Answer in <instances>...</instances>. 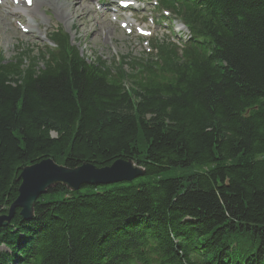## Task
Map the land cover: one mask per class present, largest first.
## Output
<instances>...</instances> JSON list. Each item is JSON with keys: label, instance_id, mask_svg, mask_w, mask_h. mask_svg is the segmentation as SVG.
I'll return each mask as SVG.
<instances>
[{"label": "trees", "instance_id": "obj_1", "mask_svg": "<svg viewBox=\"0 0 264 264\" xmlns=\"http://www.w3.org/2000/svg\"><path fill=\"white\" fill-rule=\"evenodd\" d=\"M161 6L194 36L182 56L155 40L156 61L89 63L62 29L56 50L0 51V216L46 159L147 177L51 189L0 229V264H264V0Z\"/></svg>", "mask_w": 264, "mask_h": 264}, {"label": "rangeland", "instance_id": "obj_2", "mask_svg": "<svg viewBox=\"0 0 264 264\" xmlns=\"http://www.w3.org/2000/svg\"><path fill=\"white\" fill-rule=\"evenodd\" d=\"M116 0H52L50 3H45L39 12H33L36 16V24H41L38 29L33 30L34 33H24L17 25L20 22L27 25L29 17L20 11L13 13V7L10 4H4L0 0V22L5 17L4 24L0 23V51L5 57L11 60L19 51L20 48L34 47L44 49L47 44H51L47 39L46 34L52 33L57 29H62L65 34L71 38L73 45L79 48L80 52L87 61L94 62L96 58L102 57L103 60L112 62L114 58L120 56H130L131 58L141 57L145 50L146 41L138 39L137 34L129 36V34L120 27V21L112 19L111 16L105 15V6L108 3H114ZM67 2L70 6V14H64L67 8H64V3ZM145 10L140 17H153L152 9L153 1L148 0ZM3 3V4H2ZM36 3V1H35ZM100 6H99V5ZM77 8L74 10L73 6ZM63 6V8H62ZM98 7H102L101 9ZM56 8L57 9L56 11ZM34 10V6L27 10L30 13ZM32 14V13H31ZM60 15V16H59ZM155 16V15H154ZM147 26H151L149 21ZM156 27V36L164 38L169 33L167 29ZM177 30L179 29L178 22L176 23ZM98 30L99 33H95ZM110 31L111 36H106ZM37 54V53H36ZM264 156V155H263ZM191 171L187 168H173L165 171L162 179L181 178L185 177ZM147 178V177H144ZM143 179V178H142ZM137 181V180H136ZM3 249V248H0Z\"/></svg>", "mask_w": 264, "mask_h": 264}, {"label": "water", "instance_id": "obj_3", "mask_svg": "<svg viewBox=\"0 0 264 264\" xmlns=\"http://www.w3.org/2000/svg\"><path fill=\"white\" fill-rule=\"evenodd\" d=\"M144 176L145 169L132 160L120 159L104 168L85 163L74 169L58 165L53 159L43 160L22 170L18 198L7 214L0 216V229L11 223L18 210L24 220H33L37 201L58 186H64L71 192H78L84 186L100 187L131 183Z\"/></svg>", "mask_w": 264, "mask_h": 264}, {"label": "bare ground", "instance_id": "obj_4", "mask_svg": "<svg viewBox=\"0 0 264 264\" xmlns=\"http://www.w3.org/2000/svg\"><path fill=\"white\" fill-rule=\"evenodd\" d=\"M50 2H52V0H36V3H35V5H34V10H33V12L35 13H37V12H39L40 11V9H41V7L42 6H44L45 5V3H50ZM69 4H67V2H65L64 3V8H67V11L65 12L64 11V14H70V6H68ZM62 8H63V6H62ZM73 8H74V10H76V8H77V6L76 5H74L73 6ZM57 9H59V8H56V11H57ZM26 13H28V11L26 12ZM35 18H36V16L35 15H33ZM60 16V15H59ZM27 17H29V15L27 16ZM6 21V19H5V17L4 18H2V20H1V24L3 23L4 24V22ZM29 26H30V28L32 29V30H35V26L33 25V23H30L29 24ZM95 33L97 34V33H99V31L98 30H96L95 31ZM108 35H110L111 36V32L110 31H108L107 33H106V36H108Z\"/></svg>", "mask_w": 264, "mask_h": 264}, {"label": "snow or ice", "instance_id": "obj_5", "mask_svg": "<svg viewBox=\"0 0 264 264\" xmlns=\"http://www.w3.org/2000/svg\"><path fill=\"white\" fill-rule=\"evenodd\" d=\"M29 2H31V0H29Z\"/></svg>", "mask_w": 264, "mask_h": 264}]
</instances>
